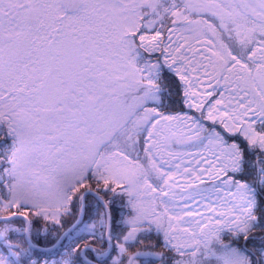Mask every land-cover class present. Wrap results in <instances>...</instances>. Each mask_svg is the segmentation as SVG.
Listing matches in <instances>:
<instances>
[{"label":"rangeland","instance_id":"374dc122","mask_svg":"<svg viewBox=\"0 0 264 264\" xmlns=\"http://www.w3.org/2000/svg\"><path fill=\"white\" fill-rule=\"evenodd\" d=\"M83 1L81 9L72 14L64 10L61 0H0V11L12 9L13 14L12 20H9L10 30L0 32V42L4 43L0 44V79L5 80V83H0V90L9 87L29 92L28 98L19 93L0 102L1 112L5 111L8 115L3 117V121L11 137H14L2 152V155H6V162L11 163L2 172L5 175V205L13 208L17 214H20L19 207L27 209L22 210L25 215L20 214L29 220L27 240L36 233L47 235L46 228L41 227L37 231L33 227V217H29L28 211L34 212L35 217L38 214V217L55 216L60 202L67 205L71 200L73 175L79 169L87 170L90 167L94 178L105 179V190L109 186L115 194H127L129 197L121 223L131 227H153L155 232L163 233L164 247L171 250L165 246L164 234L170 219L163 207L159 204L158 215L152 218L149 215L150 206L136 199L141 182L144 178L149 179L148 170L127 154L135 152L136 136L142 133L146 121L149 118L154 120L161 112L155 107H146L129 121L125 113L121 116L122 109L113 110L112 104L110 109L113 113L103 110L105 107L100 104L99 98L117 82V87L124 86L123 90H127L125 82L130 78V82L140 83V74L145 81L155 82V77H145L140 69L146 67V63L157 61L140 63V53L133 50L131 37L135 38L145 28L149 32H139L138 35L154 37L159 34L162 45L168 30L175 28L188 41L209 38L216 49L218 43L227 55H222L217 49L221 57L212 76L217 87L209 96V99L212 97L211 101L219 96L220 83L228 68L226 66L232 64L233 56H236L229 50L228 40L234 41L241 53H248L245 61L250 69L247 71L248 83L264 111V98L258 92L259 82L252 72L256 65L248 57L256 46L264 48V0ZM29 10L37 12L35 30L40 29L31 31L32 34L26 21ZM168 22L175 25L168 28L164 35L158 29L150 32L155 26H166ZM157 53L163 54V45ZM166 69L176 75L186 94L189 86L180 77V64L174 62ZM211 101H205L192 110L199 112L208 102L205 115L209 119L207 113ZM45 111L52 112L50 118L44 116ZM186 113L194 117L200 131L193 136L172 139L170 148L174 140L175 144L188 145L183 150L204 148L214 142L221 146L222 151L240 159L238 172L242 163L239 145L228 144L216 131H208L205 124L189 110ZM210 120L219 123L231 134L241 133L250 144L264 149V136L254 130V125L263 121L264 117L259 122H242L233 130L226 127L230 120L212 117ZM204 132L208 135L203 137L201 134ZM115 150L125 153L124 161L116 162L108 158ZM149 164L163 177L150 159ZM231 172L236 173L229 170L225 177L215 176L214 179L202 181L197 187L190 186V190L208 191L217 187L234 189L239 182L234 183L231 176L228 177L227 174ZM183 191L177 189L178 193ZM253 219L254 211L244 227L222 232L214 238L215 245L200 244L195 251L185 254L172 249L174 254L181 256L174 264H250L235 247L223 246L221 239L228 233L243 232ZM33 244L27 247L32 248ZM71 253L62 252L58 262L47 260L42 264H71ZM26 254L27 250L14 239L6 241L0 235V264H13L19 259L21 264Z\"/></svg>","mask_w":264,"mask_h":264},{"label":"trees","instance_id":"16d2710c","mask_svg":"<svg viewBox=\"0 0 264 264\" xmlns=\"http://www.w3.org/2000/svg\"><path fill=\"white\" fill-rule=\"evenodd\" d=\"M174 25L172 22H168L166 26L163 25L164 27L155 26L150 32L158 29L164 35L168 28ZM143 31L149 32L145 28H142L139 32ZM220 31L223 33L221 27ZM139 32L135 38L131 37L133 50L138 54L140 53L141 56L138 61L144 63L147 60H152L161 64L160 56L162 55L160 53L151 56L139 47ZM228 42L230 43L229 50L243 61H247L248 53H241L234 41L228 40ZM216 47L219 53L227 56L218 43H216ZM161 68V76L153 83L145 81L139 73L140 83H132L129 81L132 78H128L129 80L125 82L127 90L119 89L116 91L115 86L111 87L107 93L99 98V100L101 99L100 104L105 107L103 110L112 112L116 108L122 109L121 116L125 113L129 121L146 107L151 109L155 107L161 113L187 112L184 88L181 82L176 75H173L172 71L166 69L162 64ZM211 100L212 97L209 101ZM110 104H112V111ZM114 104L116 105L114 106ZM207 104L208 102L199 112L189 111L197 116L201 123L205 124L208 131H216L228 144L237 143L239 145L242 152L241 169L236 173L231 172L227 175L228 177L231 176L234 183L245 182L255 190L254 219L250 221L243 232L225 234L221 241L225 247H235L250 261V264H264V149L258 145L250 144V141L241 133L231 134L219 123H214L208 119L205 115ZM4 116H8L7 113L0 110V217L11 219L0 221V235L6 241L14 239L20 247L23 246L27 250L21 264H27L33 259H37V263L42 259L57 260L64 250L69 253L72 249H75V251L71 253V264H92L89 259L93 260L96 255L104 252H108V255L103 264H174L175 261L181 258L180 255H176L173 251L164 247L162 232H155L154 228L149 225L131 227L121 223V216L127 210L129 197L127 194H115L109 186L105 190L103 187L105 179L103 177L94 178L90 167L87 170L79 169L73 175L71 200L67 205L65 202H60V208L55 216L49 214L47 217H38V214L35 217L34 212L28 211L29 217H33V227L37 231L41 227L46 228L47 235H41L40 233L31 235L29 238H31L32 243L39 248L27 247L29 243L26 238V219L18 217L17 211L15 212L13 208H8L5 205V175L2 172L10 167L11 163L6 162V158H4L6 155H2V152L5 149L4 147L14 140V137H11L8 127L3 121ZM152 121L153 118H149L144 124L142 133L136 136L135 152L132 154L126 152L133 160L139 162L148 170L147 177L156 187H159L160 179H162L161 173L154 170L149 164L144 149L146 128L149 127ZM254 130L258 135L264 136V120L255 124ZM206 134L208 135L204 132L201 136L204 137ZM174 141H172L173 149L182 150L188 146L175 144ZM123 186L126 187V185ZM92 191L98 193L101 200L108 206L111 220L109 241L106 238L107 212L105 206ZM83 196L84 203L82 202ZM81 208H83V217L79 224L68 233L58 247H53L61 235L77 221ZM22 210L27 209L19 207L20 214H24ZM215 244L216 240L214 239L211 245ZM41 248L50 249L44 250ZM13 264H20V259L18 262H13Z\"/></svg>","mask_w":264,"mask_h":264},{"label":"bare ground","instance_id":"6f19581e","mask_svg":"<svg viewBox=\"0 0 264 264\" xmlns=\"http://www.w3.org/2000/svg\"><path fill=\"white\" fill-rule=\"evenodd\" d=\"M143 48L149 53L159 52L163 45L162 62L169 67L180 64V77L187 83L186 107L194 109L209 100L216 89L212 80L217 53L214 42L207 37L188 41L175 28L167 32L164 44L161 35H141ZM255 64L252 71L256 77L258 92L264 98V48L256 46L249 54ZM233 63L225 70L220 83V94L209 105L208 116L230 120L226 127L236 129L240 123L260 121L264 117L263 107L254 96L248 83V63L233 56ZM146 77H157L161 69L156 63L143 68ZM193 116L186 112L160 113L152 121L145 138V149L151 163L163 173L159 189L147 178L141 182L136 199L150 206L149 215H158L160 204L169 216L164 239L165 246L178 253L193 252L200 244L208 246L222 232L244 227L253 215L255 190L245 182H239L234 189L217 187L208 191H192L202 181L225 177L229 170L237 171L240 159L221 150L214 142L195 150H174L172 139L193 136L200 131ZM126 155L115 150L108 158L122 162ZM225 174V175H224ZM184 189L178 193L177 189ZM188 189V190H185Z\"/></svg>","mask_w":264,"mask_h":264},{"label":"flooded vegetation","instance_id":"af4514ba","mask_svg":"<svg viewBox=\"0 0 264 264\" xmlns=\"http://www.w3.org/2000/svg\"><path fill=\"white\" fill-rule=\"evenodd\" d=\"M31 12H33L34 14H35V22H34V24H31V23H28L29 24V26H28V28L30 29L29 30V32L32 34L33 32H31V31H34L35 29H36V16H37V12L36 11H33V10H29V13H28V15L31 13ZM28 15H27V17H28ZM12 16H13V14H12V9H8V10H1L0 11V32H1V30H3V29H7L8 31L10 30V28H9V20L11 21L12 20ZM26 20H27V18H26ZM3 24H7L6 26H3ZM37 30H40V29H37ZM37 30H35V31H37ZM30 34V35H31ZM122 34H124L123 32H121V35ZM31 37V36H30ZM123 37H126V34H124V36ZM2 39L0 38V41H1ZM0 44H4L3 42H0ZM26 57V56H25ZM111 78V77H110ZM110 78H109V80H110ZM0 83H5V80H1L0 79ZM119 82H117V83H115L114 84V86H115V89H116V91L117 90H119V89H123V87L121 88V87H117L119 84H118ZM122 84H124V83H122ZM108 88V87H107ZM106 88V89H107ZM20 93V95H26V98H28L29 96V92H22L21 90H19V89H17V88H14V89H11V88H9V87H6V89L4 90V91H1L0 90V102H4L5 100L7 101L8 99H10V97L11 96H14V97H16V94H19ZM25 93V94H24ZM102 254H104V253H101L100 255L98 254V255H96V257L93 259V260H90L89 259V262H92V263H95V264H103L105 261H106V259H107V256H104V255H102Z\"/></svg>","mask_w":264,"mask_h":264},{"label":"water","instance_id":"95a60500","mask_svg":"<svg viewBox=\"0 0 264 264\" xmlns=\"http://www.w3.org/2000/svg\"><path fill=\"white\" fill-rule=\"evenodd\" d=\"M83 2H84L83 0H61V4H62L64 10H65L66 12H68V13H76V12H78V11L80 10V7L83 6ZM26 21H27L28 23L34 24V22H35V14H34L33 12H31V13L28 15V18H27ZM43 114H44V116H45L46 118H50L51 115H52V112L45 111V112H43ZM96 195H98V194H96ZM97 197H99V196H97ZM104 204H105V203H104ZM105 207H106L107 216H108V223H107V233H106V237H107V240H109V233H110V217H109V211H108V208H107L106 204H105ZM79 215H80V216H79L77 222L73 225V227H71L69 230H67V231L61 236V238L59 239V241L56 243L55 247H56V246L58 247V245L62 242V240L66 237V235H68L69 231H70L72 228H74V227L80 222V220H81V218H82V216H83V209H81V212H80ZM0 220H1V221H8V220H10V218H8V217H5V218L1 217ZM26 220H27V227H26V228L28 229V227H29V221H28V219H26ZM27 232H28V230H27ZM28 242L31 243L30 238H28ZM103 255H107V254H103Z\"/></svg>","mask_w":264,"mask_h":264}]
</instances>
